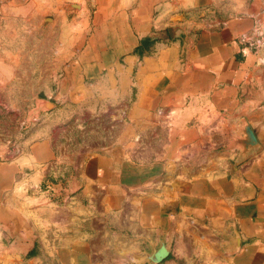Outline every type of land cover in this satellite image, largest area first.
<instances>
[{
    "label": "crops",
    "instance_id": "0c3cea01",
    "mask_svg": "<svg viewBox=\"0 0 264 264\" xmlns=\"http://www.w3.org/2000/svg\"><path fill=\"white\" fill-rule=\"evenodd\" d=\"M85 2L0 0V264H264V0Z\"/></svg>",
    "mask_w": 264,
    "mask_h": 264
},
{
    "label": "rangeland",
    "instance_id": "374dc122",
    "mask_svg": "<svg viewBox=\"0 0 264 264\" xmlns=\"http://www.w3.org/2000/svg\"><path fill=\"white\" fill-rule=\"evenodd\" d=\"M58 2L57 6L63 5L70 17L77 16L82 11L81 3H86L85 0H58ZM47 19L51 21V17H47ZM19 29H23L24 32L28 30L29 21L19 17ZM8 44V49L11 51L19 52V49H24L26 52L30 51L29 53L32 51V45L28 41H19V43L9 41ZM11 92L9 100L6 101L1 98L2 102H0V148L2 147L5 156H9L19 149L23 135L29 131L33 122L36 121V117L32 116L31 112V106L35 103L33 95L24 96L27 100L22 101L19 94L16 95L14 91ZM25 103H28L30 107L27 108V104L23 106Z\"/></svg>",
    "mask_w": 264,
    "mask_h": 264
},
{
    "label": "water",
    "instance_id": "95a60500",
    "mask_svg": "<svg viewBox=\"0 0 264 264\" xmlns=\"http://www.w3.org/2000/svg\"><path fill=\"white\" fill-rule=\"evenodd\" d=\"M78 6V5H76ZM171 32L173 31V28L169 29ZM47 107H52V103L49 101H44L43 103ZM244 133L246 135V138L244 139V147H251L257 143V137L254 132V130L250 126H246ZM170 253L169 248L164 243L161 244L160 248L147 256V260H150L152 262H161L163 259H165Z\"/></svg>",
    "mask_w": 264,
    "mask_h": 264
},
{
    "label": "trees",
    "instance_id": "16d2710c",
    "mask_svg": "<svg viewBox=\"0 0 264 264\" xmlns=\"http://www.w3.org/2000/svg\"><path fill=\"white\" fill-rule=\"evenodd\" d=\"M145 42H148V43H146L147 46H148V44H149V42H150V39H146Z\"/></svg>",
    "mask_w": 264,
    "mask_h": 264
},
{
    "label": "built area",
    "instance_id": "2783aa9c",
    "mask_svg": "<svg viewBox=\"0 0 264 264\" xmlns=\"http://www.w3.org/2000/svg\"><path fill=\"white\" fill-rule=\"evenodd\" d=\"M257 42H260V40H259V39H257Z\"/></svg>",
    "mask_w": 264,
    "mask_h": 264
}]
</instances>
